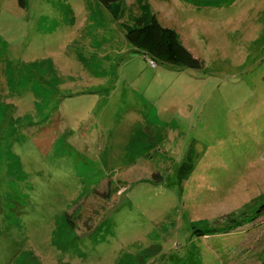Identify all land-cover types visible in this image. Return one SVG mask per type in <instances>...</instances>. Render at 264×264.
<instances>
[{
    "label": "rangeland",
    "instance_id": "1",
    "mask_svg": "<svg viewBox=\"0 0 264 264\" xmlns=\"http://www.w3.org/2000/svg\"><path fill=\"white\" fill-rule=\"evenodd\" d=\"M19 1L0 0V264H262L264 0H145L200 69L152 66L98 0Z\"/></svg>",
    "mask_w": 264,
    "mask_h": 264
},
{
    "label": "trees",
    "instance_id": "2",
    "mask_svg": "<svg viewBox=\"0 0 264 264\" xmlns=\"http://www.w3.org/2000/svg\"><path fill=\"white\" fill-rule=\"evenodd\" d=\"M98 1L115 18L123 17L127 13L128 20L121 22L125 39L133 46L135 51L147 58L152 66L156 67L158 63L192 69H200L202 67V61L194 56L191 51L181 43L175 30L159 23L147 1L137 0L135 12L132 9L126 11L125 7L122 5L123 0ZM19 2L20 5L24 4L23 0ZM262 208H264L263 204L256 209V217L264 213V211L261 210ZM242 224L243 223L236 222L235 228L240 227ZM230 230L227 231L229 232ZM197 233V235L206 234ZM262 264H264V259L262 260Z\"/></svg>",
    "mask_w": 264,
    "mask_h": 264
}]
</instances>
